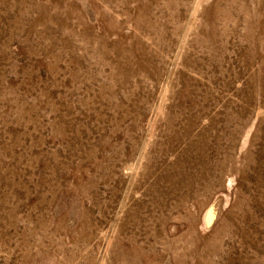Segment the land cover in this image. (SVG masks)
<instances>
[{"label": "rangeland", "instance_id": "obj_1", "mask_svg": "<svg viewBox=\"0 0 264 264\" xmlns=\"http://www.w3.org/2000/svg\"><path fill=\"white\" fill-rule=\"evenodd\" d=\"M0 264H264V0H0Z\"/></svg>", "mask_w": 264, "mask_h": 264}, {"label": "water", "instance_id": "obj_2", "mask_svg": "<svg viewBox=\"0 0 264 264\" xmlns=\"http://www.w3.org/2000/svg\"><path fill=\"white\" fill-rule=\"evenodd\" d=\"M226 206V197L223 193L215 195L214 199L208 204L202 214V227L210 229L211 226L220 217Z\"/></svg>", "mask_w": 264, "mask_h": 264}]
</instances>
